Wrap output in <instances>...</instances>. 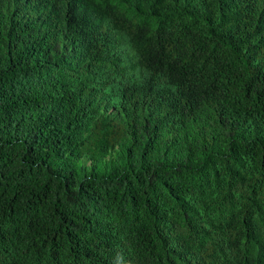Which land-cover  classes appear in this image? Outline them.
I'll use <instances>...</instances> for the list:
<instances>
[{"label": "trees", "instance_id": "1", "mask_svg": "<svg viewBox=\"0 0 264 264\" xmlns=\"http://www.w3.org/2000/svg\"><path fill=\"white\" fill-rule=\"evenodd\" d=\"M0 264H264V0H0Z\"/></svg>", "mask_w": 264, "mask_h": 264}]
</instances>
